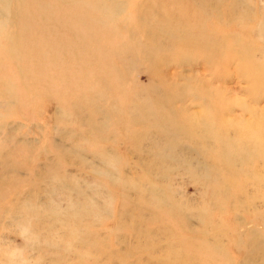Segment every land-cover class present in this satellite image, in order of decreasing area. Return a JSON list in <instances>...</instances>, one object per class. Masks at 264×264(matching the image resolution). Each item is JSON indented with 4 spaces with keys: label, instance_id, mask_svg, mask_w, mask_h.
<instances>
[{
    "label": "rangeland",
    "instance_id": "374dc122",
    "mask_svg": "<svg viewBox=\"0 0 264 264\" xmlns=\"http://www.w3.org/2000/svg\"><path fill=\"white\" fill-rule=\"evenodd\" d=\"M55 1L0 0V264H264V83L249 82L259 72L226 58L192 71L152 60L131 69L144 58L132 32L153 0ZM219 1L221 12L206 18L210 37L235 32L264 48V0ZM179 23L177 39L189 34ZM155 74L210 91L207 114L191 100L187 111L230 110L225 118L257 137L260 157L224 177L192 155L184 159L202 171L191 174L176 162L188 149L177 139L165 149L168 166H154L161 148L131 136L173 128L153 119L128 132L129 109L111 106L136 102Z\"/></svg>",
    "mask_w": 264,
    "mask_h": 264
},
{
    "label": "bare ground",
    "instance_id": "6f19581e",
    "mask_svg": "<svg viewBox=\"0 0 264 264\" xmlns=\"http://www.w3.org/2000/svg\"><path fill=\"white\" fill-rule=\"evenodd\" d=\"M153 1L155 2L153 4L154 7L146 8L148 15H143L140 18L142 19L143 30L132 32L134 34L133 42H136V46L143 50L142 56L144 58L141 57L140 59L139 56H134L131 59L133 61L131 69L138 65L137 61L141 63L142 60L148 62L152 60L151 63L155 62L158 66L164 65L165 67H170L172 63L184 67L189 63L188 68L192 71L197 68V64L200 62L208 65L211 60L226 58L227 60H235L240 63L249 61L250 70L259 72L261 77L250 78L249 82L251 84L264 83V48L262 46H257L253 43L251 45L250 42H246L245 38L238 36L235 32L223 31L219 33L214 31L211 33L213 37H210V34L207 33H210V31L208 30L209 26L206 18L209 16L211 18L212 15H218L221 12L219 0H184V7L180 11L172 6L175 3H180L181 0ZM115 8L116 10L121 9L117 8V6ZM165 13L174 14L178 22H172L171 19L165 16ZM111 14L113 13L111 12ZM179 22H182L188 28L189 34L184 38L177 39V31L181 29V23ZM141 35L143 39L138 38ZM213 38L214 40L210 42ZM258 53H260V57L257 56ZM153 71L155 72L154 69ZM100 83L102 87V78ZM138 83L135 82L134 85H131L136 88ZM201 83L204 85L205 81ZM113 84H115L114 81ZM140 87L141 89H138L140 91L139 99L136 102L125 105L122 104V99L115 98L111 109L120 114L125 113L126 108L129 109L132 116L127 115L128 121H123L128 132L130 126L134 123H140L145 120L148 123L153 119L159 121L162 125L173 128L167 136L152 135L148 137L151 132H144V136L143 132H136L131 136L135 138L137 143H141L143 138L151 140L149 143L151 145L149 146L150 150L161 148L158 155H155L152 160L154 166H168V162L171 161L170 156L165 153V149L168 146L172 148L173 145L170 144H174L177 139L180 141L184 139L188 143V149H182L174 154L176 162L184 163L186 170L191 172V174L197 170L202 171V166L199 163L184 159L195 158L192 155L201 159L211 160L214 167H219V175L226 177L228 174L236 172V165L241 163L242 158L248 161L253 158H259L260 152L264 154V149H259L257 141H255L257 137L252 136L254 140L251 139L247 134L237 129V123L234 120L225 118L231 114L230 110L214 111L213 108L212 112L203 118L198 116L197 111H187L184 105L190 100L194 103L193 105L199 106L200 110H204L206 114L208 112H206L207 109L205 108L213 105L211 100L212 93L195 88L196 86L191 84L190 78H186L184 75H177L166 81L165 78H160L159 74H155V76L149 78L148 83L142 84ZM100 96L102 95L99 94V100ZM220 100H217L215 104H218ZM178 103H180V106L176 107ZM99 105H101L100 101ZM144 111H146L148 117L144 116ZM101 113L105 114L104 112ZM102 123L103 121L98 122L96 127L101 126ZM106 123L105 121L104 126ZM129 140H131L130 137L126 138V141ZM159 144L164 146L160 147ZM257 148L260 152L256 150ZM104 154L105 156L108 155L107 152ZM140 157L137 156V159L141 161ZM206 169L204 171L208 172V169ZM256 172L258 173V170ZM156 185H159V183ZM255 245L258 246V242Z\"/></svg>",
    "mask_w": 264,
    "mask_h": 264
}]
</instances>
